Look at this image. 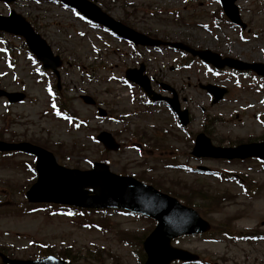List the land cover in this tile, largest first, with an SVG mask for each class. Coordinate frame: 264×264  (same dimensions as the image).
Listing matches in <instances>:
<instances>
[{"label": "rangeland", "instance_id": "rangeland-1", "mask_svg": "<svg viewBox=\"0 0 264 264\" xmlns=\"http://www.w3.org/2000/svg\"><path fill=\"white\" fill-rule=\"evenodd\" d=\"M90 1L142 34L207 49L224 58L264 64V0L237 2L250 34L239 33L224 22L217 0ZM15 9L33 20L30 21L34 29L62 57L60 89L56 92L62 106L77 120H62L51 112L55 77L39 74L36 64L22 49L21 41L10 39L16 49L17 63L10 69L0 54V88L21 91L26 99L18 105H8L0 99V140L38 145L50 151L59 165L82 171L90 169L92 162L102 160L111 172L137 175L138 168L154 164L156 172L149 177L143 173L138 176L193 204L212 225V235L182 238L173 245L199 255L204 264H264V239L245 243L228 241L220 235L224 230L233 236L264 234L261 166L250 161L232 165L224 161L190 160L192 143L177 129L168 110L161 106L146 107L137 88L123 87L117 81L134 64L133 54L125 43L51 0L22 2ZM0 10L6 12L2 6ZM144 55L153 59L150 68L158 80L174 87L180 100L186 99L181 106L189 111L191 118L188 133L195 135L205 125L208 136L220 146L264 141V83L257 86L258 82L251 77L238 81L226 73L214 76L198 61L186 64L188 59L185 61L179 53L171 51ZM129 61L132 62L128 64ZM178 65L189 67L183 69ZM207 83L228 89L221 102L211 105L210 97L198 88L199 84ZM81 94L92 97L106 111L107 118L100 119L95 107L83 104ZM100 131L114 136L121 146L117 153L104 152L96 143L95 136ZM162 157L178 159L176 163L190 168L206 166L227 174L234 171L236 175H244L243 180L236 177L246 187L254 186L253 195L247 197L234 182L167 170L159 163ZM29 162L31 159L26 156H0V249L11 258L27 259L38 255L34 245L42 244L54 248L55 254L68 250L74 264H98L92 258L97 249L103 264H140V255L135 256L134 252H138L141 237L152 229L151 221L115 213L104 218L95 215L93 218L108 228L99 231L82 226L90 217L72 219L55 211L48 214L42 208L36 210L44 212L30 214L24 192L35 177L24 166ZM118 230L133 231L130 234L134 237L124 239L129 241L128 245L118 241Z\"/></svg>", "mask_w": 264, "mask_h": 264}, {"label": "water", "instance_id": "water-1", "mask_svg": "<svg viewBox=\"0 0 264 264\" xmlns=\"http://www.w3.org/2000/svg\"><path fill=\"white\" fill-rule=\"evenodd\" d=\"M4 1L9 2L12 0ZM73 1H76L73 5L81 13L94 21L103 22L118 36L131 40L135 44L160 45L159 41L140 36L119 23L107 19L93 5L81 0ZM234 1L222 0L226 14L232 21L239 23L236 8L233 6ZM68 2L71 3V1ZM0 29L22 35L27 40L30 49L45 64L46 68L54 69L59 65L58 58H51V53L45 42L34 34L29 25L20 17L15 15L10 18L0 17ZM172 46L178 47L180 45L174 44ZM180 47L182 48V46ZM183 48L188 50L185 47ZM141 72L142 69L135 73L140 74ZM126 77L137 83L141 82L140 78H135L132 75V71H127ZM140 85L142 84L140 83ZM8 97L10 102L22 100V96L17 94L8 95ZM84 101L91 103L88 98H84ZM98 140L108 151L118 149V145L114 143L109 134L101 133ZM198 147L202 152L197 154L203 156H231L227 152L217 154L218 150L212 151L208 148V142L202 136L198 138ZM10 150L34 154L38 158L36 165L37 182L26 193L29 202H55L90 209H138L158 222L154 232L144 242V249L148 255L145 264H169L174 259L188 261L194 259L185 252L170 248V239L182 233L204 231L207 229V225L200 221L195 213L180 207L176 201L158 194L151 188L144 187L132 178L110 174L108 167L103 164H93L90 171L68 170L57 166L53 156L39 148L27 144L7 145L0 143V151ZM179 211L187 213L178 214ZM0 257L3 261L2 264H63L51 257L29 262L9 261L1 254Z\"/></svg>", "mask_w": 264, "mask_h": 264}]
</instances>
